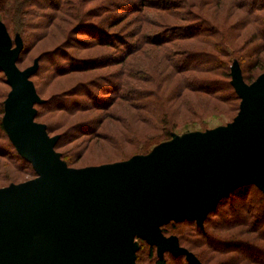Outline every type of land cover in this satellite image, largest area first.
<instances>
[{
	"label": "water",
	"instance_id": "water-1",
	"mask_svg": "<svg viewBox=\"0 0 264 264\" xmlns=\"http://www.w3.org/2000/svg\"><path fill=\"white\" fill-rule=\"evenodd\" d=\"M23 50L0 21V71L10 90L2 128L35 177L0 188V264H136L138 241L202 264L161 227L194 222L200 229L217 204L253 185L264 195V72L246 84L230 66L239 109L205 131L172 134L147 154L71 168L55 150L59 135L35 121L42 100L30 78L38 58L17 67Z\"/></svg>",
	"mask_w": 264,
	"mask_h": 264
},
{
	"label": "trees",
	"instance_id": "trees-1",
	"mask_svg": "<svg viewBox=\"0 0 264 264\" xmlns=\"http://www.w3.org/2000/svg\"><path fill=\"white\" fill-rule=\"evenodd\" d=\"M221 1L217 0V5ZM6 2L9 5L2 4L3 0H0V21L6 27L12 40L16 34L22 39L23 50L17 61V67L24 70L27 67L21 69L19 66L26 59L29 51L33 49L34 42L37 41L35 39L39 36L38 41H40L43 37L42 31L44 29L49 31L56 20V16L52 18L48 13L40 12L44 13V16H40L42 21L40 19L36 21L35 18H38L37 15L40 14H36L33 9L66 12L68 11L64 10L66 2L64 0H6ZM210 2L211 0H124L115 3L114 7L117 9L114 12L107 8L110 12L103 13L105 8L102 10L97 8L100 12L90 10L82 14L74 6L72 8L74 12L69 13L74 23L69 29L65 43L61 47L56 46L53 50L45 51L36 57L38 58V69L30 80L34 83L38 96L41 98L37 86L39 83L35 82V79L42 77L45 68L51 67L48 70L51 71L52 77L73 71L101 68L106 65L121 66L122 70L108 76L102 82L95 83L94 86L91 83L80 84L48 100L41 98L45 102L35 105L37 110L35 121L37 122V119L44 115L39 109L45 108L49 103L55 110H64L73 115L90 110L108 111L118 101H125L126 105L137 110L135 111L136 118H140L143 122L154 120L163 126L166 123L170 125V122L176 124L180 116L184 115L181 114V109L184 103L186 104L187 96L183 98L186 92L204 94L211 100L229 105L230 110L235 112V117L240 100L230 85V66L233 61L238 62L246 84L252 83L264 72V0H230V8L233 12L229 8L226 9L225 16L220 21L217 19L218 9L212 13L209 12ZM149 11H155L159 19L149 17L147 15ZM144 13L147 16L143 17ZM131 16L138 19L140 23L134 34L131 32L128 33L129 36H126L127 29L112 31V27L126 21ZM178 22L181 24H177ZM144 25L157 28L146 34ZM34 28H40L41 35L38 34L39 30H33ZM84 31L96 38L95 45L109 48L110 54L104 53L103 56L94 59H82L62 52L71 46L74 36L76 37L79 33L85 34ZM115 41H118V44ZM75 44L84 46L78 41H75ZM146 45L159 48L160 52L157 54H163L164 60L170 67V73L161 75V78L156 67L148 70L145 62L142 64L140 61L134 64L129 62V57L133 55H138L142 59L148 58L145 55L147 53L139 54ZM58 52H61L63 59L68 61V66L52 61ZM237 52L240 54L238 55ZM46 61H49L51 66L43 67ZM154 63L159 65L161 62L154 60ZM123 67L128 68L127 73L123 71ZM122 75L126 78V82L123 81ZM157 79L160 80L156 82ZM0 81L9 88L1 71ZM131 82L137 83V86ZM140 82L144 84L142 91L138 88ZM91 86L96 90L91 89ZM80 89L85 92L84 97L90 100L91 106L79 102L82 96ZM189 114L196 116L195 112ZM0 115L3 116V102ZM169 118L170 121H168ZM1 119L0 130L5 134ZM100 124V119L96 120V118L78 121L69 127L67 132L59 135L55 150L63 145L61 142L64 140L68 143V140L83 135L89 139L96 134V126ZM167 128L164 135L166 140L170 139L173 134L169 131L170 127L167 126ZM205 130L207 129L203 131ZM47 131L50 135L51 130L48 126ZM5 137L9 147L15 152L14 162H17L18 168L29 167L35 177L30 164L17 155L6 134ZM60 154L61 158L67 162L65 155ZM6 155L9 157L8 153ZM249 189H255L256 195L263 202L259 215L258 213L255 216L252 214L251 206L247 208L246 199ZM228 201L229 204H227ZM226 205L228 209L230 206L231 212L219 210ZM161 230L167 237L176 236L180 246L193 253L202 264L212 263L216 257H221V259L219 263L214 261V264H264V195L253 185L239 188L217 204L205 219L202 229L194 222L184 221L171 222L162 226ZM138 242L143 243L147 248L146 264H187L183 256L174 257L168 253H165L160 260L156 255L155 247H150L141 240ZM201 249L214 253V259L212 256L208 257ZM139 252L140 249L136 253L137 257ZM136 261H140L139 257Z\"/></svg>",
	"mask_w": 264,
	"mask_h": 264
},
{
	"label": "rangeland",
	"instance_id": "rangeland-1",
	"mask_svg": "<svg viewBox=\"0 0 264 264\" xmlns=\"http://www.w3.org/2000/svg\"><path fill=\"white\" fill-rule=\"evenodd\" d=\"M64 1L66 2V4H64V10H68L69 12H50L48 9V11H38L36 9H33L36 14H40L37 15L39 16L38 18H35L36 21H39V19L42 21L40 16H44V13L40 12L48 13L52 18L56 16V20L55 23L53 22V25L50 27L49 31H46V29H44L45 31H42L43 37L40 41H38L39 36L35 39L37 41L34 42L33 49L29 51L26 59L19 66L21 69L31 66L32 61L45 51L53 50L56 46L59 47V45L61 47V45L65 43L67 35L69 34V29H71V26L74 23V20L72 21L69 15V13L74 12L72 9L74 6L75 9H78L81 14L90 10L96 13L100 12L97 8H100V10L105 8V11L103 13H106L110 11L114 12L115 9H117L114 7L115 3L124 0ZM2 4L6 5V0H3ZM230 5V0H222L219 5H217V0H211L210 5L208 6V10L210 13H212L213 11L218 9L219 14L217 19H219L218 21H220L221 18H224L226 9L229 8L232 11ZM94 8H96V10ZM107 8H110V11ZM58 12H60V14ZM32 15L34 16L33 12ZM147 15L149 17L152 16L155 20L159 19L155 11H149ZM147 15L146 13H144L143 17ZM139 24L140 23L138 22V19H134V17L131 16L126 21L124 20L122 23L117 24V26L112 27V31L116 32L118 30L120 31L121 29H127L125 33L127 34L126 36H129L131 32L134 34ZM177 24L181 23L178 22ZM144 27L146 30L145 32H147L146 34H149L148 32H151L157 28L156 26L151 25H144ZM33 30H39L40 33L38 34L41 35L40 28H34ZM84 33L85 34L79 33L78 35H76V37L74 36V41H72L71 46H69L65 51L62 52L74 55L82 59H94L103 56L104 53H106L107 55L110 54L109 48L99 47L97 46V44L95 45L94 40H96V38H93L91 35L86 34L85 31ZM75 41L80 42L86 47L83 48L84 46L75 44ZM115 42L118 44V41ZM233 48H235V46L232 47V50H234ZM159 52V48H155L151 45H146L139 52V54L147 53L145 55L148 58L142 59L138 57V55H133L130 56V59L128 60L132 64L139 61L141 62V64L145 62L148 70L154 69V67H156L159 70V76L161 77V75L163 74L166 75L170 73V67L164 60L163 54H157ZM237 54L239 55L240 53L237 52ZM156 57H158L159 59H155ZM154 60H160L161 63L158 65L154 63ZM52 61L61 62L63 66H68V61L63 59L61 52H58V54L52 58ZM48 65L51 66L49 61L43 63V67ZM155 65L160 67H157ZM121 68V66L106 65L101 68H90L82 71H73L64 75L52 77L50 75L51 71L48 70L51 69L50 67L45 68L46 70L44 69L45 71L42 72V77L39 79H35V82L39 83L37 84V86L40 91L41 98L48 100L52 96L64 94L66 91H69L71 88L77 87L80 84L91 83L94 86L95 83L104 81V79L108 76L119 73L122 70ZM123 69V71L127 73L128 68L123 67ZM163 69H165V72H163ZM122 78L123 81L126 82V78H124L123 75ZM158 80L160 79H157L156 82H158ZM131 83L137 86V83ZM93 86H91L90 88H94L96 90V88ZM138 88L140 91H142L144 88V84L140 82ZM8 92L9 88L4 85L2 81H0V113L2 109V102L6 98ZM79 92L82 94V96L79 98V102L90 105V100L87 97H84L86 96L85 92L82 89H80ZM184 94L185 95H183V98L187 96L185 98L186 104L184 103L182 108L183 110L181 109V114L184 115L183 117L180 116L179 120L175 122L176 124L170 122V125L166 123V125L163 126V124L159 123L158 121L154 122V120L143 122L140 118H136L135 111L137 110H135L132 106L126 105L124 103L125 101H118L108 111L90 110L88 112L75 113L73 115H70V113H67L64 110H55L49 103V105H47L45 108L43 107L39 109L42 113H44V115L42 117H39L37 119V122L46 124L51 130L50 136H54L61 135L64 132H67V129L75 125L78 121L80 122L82 120L94 118H96V120L100 119L101 124L100 126H96V134L94 136L89 137V139H86L87 137H84V135L79 136L73 140H68V143H66V140H64L63 142H61V144L63 145L58 147L56 150L58 153H63L65 155L67 160L66 164L69 167L79 169L89 166L124 161L132 155L141 153L144 154V152L150 151L155 144L164 142V140L167 141V138L164 137L167 132L166 130L168 129L167 126H169L171 129L169 131H172L174 134L179 135L190 131H203L204 129H211L220 125H225L231 122L235 115V112L230 110L231 108L229 105L211 100L209 99L210 97L204 94L189 92H186ZM82 103H80V105H82ZM80 105L79 107H82ZM191 112H195L196 116L194 117L190 115L189 113ZM1 117L2 115H0V119ZM170 120L171 119L169 118L168 121ZM6 153L9 154V157L6 155ZM14 156L15 152L11 150L6 141L5 134L0 130V188L6 187L9 184L13 183H22L34 178L32 171L29 170V167L18 168L17 162H14ZM255 191V189H249L246 199V201H248L247 208L249 206L252 207V214H254V216L257 213L258 215L260 214V211L262 210L261 208L263 206L261 198L256 195L257 193ZM235 201L238 202V200ZM229 203L230 202L228 201L227 204ZM219 210H229L231 212L230 206L228 209V205L221 207ZM138 243L140 247L138 257L140 261L136 262L137 264H146L147 248L143 243ZM201 251L204 252L208 257L212 256L214 259L215 255L211 251H208L207 249H201ZM138 257L136 255V259ZM220 259L221 257H216L214 261L216 263H219ZM144 260L145 262H143ZM214 261L209 264H214Z\"/></svg>",
	"mask_w": 264,
	"mask_h": 264
}]
</instances>
